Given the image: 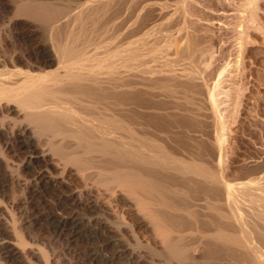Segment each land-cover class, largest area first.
Listing matches in <instances>:
<instances>
[{
	"label": "bare ground",
	"instance_id": "6f19581e",
	"mask_svg": "<svg viewBox=\"0 0 264 264\" xmlns=\"http://www.w3.org/2000/svg\"><path fill=\"white\" fill-rule=\"evenodd\" d=\"M186 7L0 0V264H65L32 247L41 221L100 240L71 241L77 264H264V162L222 174V70L209 85Z\"/></svg>",
	"mask_w": 264,
	"mask_h": 264
},
{
	"label": "rangeland",
	"instance_id": "374dc122",
	"mask_svg": "<svg viewBox=\"0 0 264 264\" xmlns=\"http://www.w3.org/2000/svg\"><path fill=\"white\" fill-rule=\"evenodd\" d=\"M188 3L191 6L186 7V11L191 13L187 14L186 28L189 32L187 35H190L188 40L197 45V63L202 72L209 75V85L216 80L217 74L223 71L215 89L218 109L225 125L222 174L226 177L246 176L255 172L254 165L264 162V0H188ZM38 37L33 36L32 40L40 41ZM23 41L15 40L14 47L11 45L10 49L13 48L15 52L25 49L29 43L27 40ZM22 155L16 154L17 157H13L15 165L22 163ZM31 164L27 172L20 173L21 177L40 168L35 163ZM48 194H43V200L54 202L55 196ZM13 195L16 197L18 193ZM42 207L39 205L35 211L40 214L38 216L50 213V209ZM41 222L42 224L37 223L38 225L31 229V234L35 237L32 247L38 249L43 246L42 241L44 244L46 241L52 242L50 245L57 249L58 257H61L65 264L82 262L83 257L72 240L77 239V246L99 245L100 240L82 231L83 228L67 227L62 240L52 241L51 236L49 235V239L47 235L52 233L54 225ZM139 232L147 238L144 228ZM35 249V253H38ZM199 249L200 247H197L195 253L199 252ZM68 252L75 253L73 261H69Z\"/></svg>",
	"mask_w": 264,
	"mask_h": 264
}]
</instances>
